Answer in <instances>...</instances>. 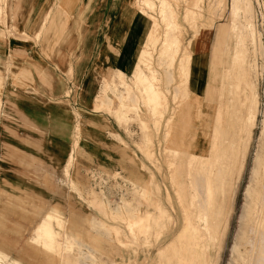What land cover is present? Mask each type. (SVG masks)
I'll use <instances>...</instances> for the list:
<instances>
[{
  "label": "rangeland",
  "instance_id": "1",
  "mask_svg": "<svg viewBox=\"0 0 264 264\" xmlns=\"http://www.w3.org/2000/svg\"><path fill=\"white\" fill-rule=\"evenodd\" d=\"M148 1L150 2L147 8L145 7L147 0H0V35L6 39L7 44L11 39L9 63L13 65L10 72L16 71L17 66L22 67L15 72L14 76L11 72L10 77L11 79L15 76L24 77L27 83L23 87H18L19 96L22 95L23 88L32 90L30 84L34 83L36 74L44 75L50 86L65 83V92L71 97H77L80 92L96 93L104 81L101 92L95 95L94 108L114 114L113 117L118 122L133 124L129 133L136 139L135 148L128 147L125 142L114 148V154L124 157L128 156L125 153L135 155V152H139L141 159H144L141 163L142 170L138 172V175H148L145 184L150 185L153 191L144 195L142 206L143 210L152 212L155 216L151 220L148 231H140L138 237H134L128 230L126 217L116 216L122 201L139 199L138 195L132 196L134 176H124L123 172L110 174L106 172L105 167L95 174L89 171L90 176L93 174V180L89 179L84 183L87 188L94 189L87 193V197H80L76 190L81 195L82 191L76 182L69 180L70 175L68 180L61 175H55L52 176L55 182L51 185L53 189L51 198L56 195L60 202L54 198V200L42 198L40 192L35 189H32L35 195L23 194V196L20 193L15 199L9 195L0 194V264H100L103 261L106 264H115L116 260L119 264H174L162 256L160 251L180 230L181 211L174 202L175 224L172 225L169 218L163 217L158 204H164L171 210L165 187L168 186V189L171 187L167 161L174 151L166 148L169 139L167 117L173 108L177 109L179 106L174 95L180 90L177 86L180 69L179 60H171L164 52L163 24L157 27L149 40L151 27L154 22L158 23L161 19L162 0ZM234 1L223 0V3H227V8L221 10L226 12L223 13L224 16L232 13L235 7ZM193 2H190L189 7ZM126 3L135 11L136 18L146 21V24L141 43L134 50L131 67L120 75L122 88L119 89L110 80L111 77L117 78L116 54L127 36L130 24L135 19L133 15L123 13L122 7ZM252 5L253 15L250 21L244 23L243 14L235 18L236 23L241 26L240 39L237 40L235 49L238 50L242 66L245 62L250 66V78L258 99L259 111L246 155L245 170L239 181L230 229L221 243L220 254L217 253L213 237H210L212 262L219 260L218 264H230L235 257L234 246L241 241L246 229L250 201L248 191L253 187L255 173L260 168V161L264 159V0H252ZM216 19L212 27L207 30L208 32L202 34L200 50L191 52L190 59L183 65L182 74L200 91L204 90L206 78L202 67L204 60L207 59L209 72L215 73L221 71L215 68L217 64L220 63L218 64L220 68L224 59L228 57L225 51L235 20L229 22L226 17H216ZM187 31L186 38L189 39L193 33L190 28ZM241 36L246 38L242 39ZM221 50H224L225 54L220 52ZM145 51L150 54L149 67L144 61ZM173 52L174 50H171L168 54ZM219 52L222 53L220 56ZM214 58L215 62H213ZM194 61H196L195 64H193ZM1 62L2 57H0ZM75 62L80 72L79 77L73 65ZM93 64L94 67L91 70ZM142 70L147 80L140 81V87L137 80L142 77ZM125 75L127 79H124ZM128 76H131L130 79ZM153 76L158 80H153ZM2 77L3 72L0 69V83L3 80ZM213 78L206 79L210 84L211 93L215 85ZM132 81L137 82L138 88L141 89L150 105L149 108L145 106L143 100H139L138 104L132 108H119L118 100L114 102L112 108L101 106L103 97L115 98L116 94L126 93L127 83ZM159 86L165 90L169 100L165 110L160 106L162 96ZM69 106L68 103L67 107ZM203 107L205 111L206 107ZM75 143L76 140L74 145ZM145 148L152 150L151 155L148 152V158L143 151ZM74 154L72 151L69 158V162L74 161V164L69 165L73 171L75 162L79 159ZM86 167L88 166H84V171ZM96 194L104 196L109 201L111 208L109 212L102 213L94 206L95 202L92 203V201ZM194 209L198 214L202 212L198 207ZM144 215L145 212L141 214V216ZM86 218L91 219V224L87 227L94 235L97 234L100 237L98 242L93 243L86 238L74 240L73 236L84 230ZM202 222L205 225L204 218ZM47 228L53 236L55 233L54 239L44 231ZM158 235L169 236L167 241L160 243L157 241ZM45 245L53 253L49 252ZM57 245L61 250L57 248ZM261 255L264 259V254ZM69 258L71 262H68ZM258 264H264V260Z\"/></svg>",
  "mask_w": 264,
  "mask_h": 264
},
{
  "label": "bare ground",
  "instance_id": "2",
  "mask_svg": "<svg viewBox=\"0 0 264 264\" xmlns=\"http://www.w3.org/2000/svg\"><path fill=\"white\" fill-rule=\"evenodd\" d=\"M193 1L189 7L191 0H167L164 8L161 9V19L156 24V28L161 24L164 25L163 28H166L162 35L164 47L167 53L174 50L171 53L174 58L175 53L182 51L183 60L188 61L191 52H198L202 34L208 32L216 17H226L229 22L234 19L235 23L230 30L227 49L225 48L228 57L224 59L220 68H218L220 63H215L217 67L213 65L221 71L209 72L207 59L204 60L202 65L206 77L204 90H197L191 81L183 83L188 91L185 92L184 97L177 98L179 106L177 109L174 108L168 120L169 139L166 148L174 153H171L167 161L171 187L170 189L168 186L165 187V194L170 202L171 210L160 203L158 208L162 210L163 217L169 218L174 225L173 210L174 202H176L181 211L182 225L176 236L166 242L160 254L174 264H218L219 260L212 262L210 237H213L217 253L220 254L221 243L230 229L239 181L245 170L246 155L259 111L258 99L250 78V66L246 62L242 66L238 50L235 49L237 40L240 39L241 29L236 19L243 14V22L250 21L253 5L252 0H235L232 13L224 16L225 11L221 10L227 8V3H223V0ZM146 4L148 8L149 4ZM132 12L133 9L129 5L124 7V14L130 15ZM188 28L193 33L189 39L186 38ZM241 38L246 37L241 36ZM220 52L219 56L222 54ZM19 68L22 69L17 66L16 71ZM16 71H11L13 76ZM26 74L32 75L28 72ZM212 77H214L215 85L211 93L210 84L206 79ZM13 83L18 87L27 84L21 76H15ZM184 104L187 111L182 122ZM203 106L206 107L205 111ZM259 167L255 173V183L248 191L250 201L246 229L241 241L234 246L235 257L230 264H258L264 260L261 255L264 254V159L260 161ZM143 190V199L145 192L153 191L148 184H145ZM141 202L137 199L122 201L119 211L116 212V216L126 217L128 230L134 237H138L140 231H148L151 220L155 218L152 212L143 210ZM92 203L102 213L109 212L111 209L109 201L99 194L94 195ZM195 207L200 208L203 213L198 214ZM143 212L145 215L141 216ZM202 217L205 225H203ZM85 222L84 230L73 236L74 240L86 238L90 242H98L100 237L97 234L94 235L87 227L91 224V219L86 218ZM44 231L53 239L56 236L55 233L53 236L49 228ZM167 237L158 235L157 241L165 242ZM44 247L53 253L47 245ZM57 248L61 250L58 245ZM98 249L100 250L101 246ZM71 258L68 262H71ZM100 264L106 263L103 261ZM115 264H119L117 260Z\"/></svg>",
  "mask_w": 264,
  "mask_h": 264
},
{
  "label": "crops",
  "instance_id": "3",
  "mask_svg": "<svg viewBox=\"0 0 264 264\" xmlns=\"http://www.w3.org/2000/svg\"><path fill=\"white\" fill-rule=\"evenodd\" d=\"M166 1H161L162 8H164ZM149 2L147 0L146 3L149 4ZM128 5L126 3L122 7L123 11L124 7H128ZM130 15H133L135 19L130 24L127 36L116 54L117 78L111 77L110 80L119 89L122 88L120 75L128 67H131L134 50L141 43L146 24V21L136 18L134 10ZM156 24L154 22L153 27H151L149 40L157 30ZM9 42L7 44L6 39L0 35V57H2L0 69L3 72V80L0 83V194H6L15 199L20 193L22 195H35L32 191V189H35L40 192L42 198H48L47 200L55 199L60 202V199L55 197L56 195L53 196L54 199L51 198L53 192L51 185L55 182L52 176L61 175L68 180V175H70L71 178L69 180L76 182V185L82 191L81 195L76 190L78 196L87 197V193L94 188H87L84 181L93 180L92 175L95 172L102 171V168L105 167L106 172L110 174L123 172L124 176H134L131 189L132 196L138 195L139 199L137 201H143L142 191H144L143 188L147 182L148 175H138V172L142 170L141 163L144 159H141L139 152H135V155L125 153L128 156L124 157L114 154V148L123 145L125 142H127L128 147L135 148L136 139L129 133V130L133 128V124L118 122L113 117L114 114L111 115L108 111L94 108L95 95L101 92L105 82L103 81V85L96 93L80 92L77 97H71L70 94L65 92V83L50 86L44 75L36 74L35 77L37 78L33 80V84H30L32 90L28 91L23 88L22 95L19 96L18 86L13 83V78L11 79L10 77V69L13 65V63H9L11 39ZM163 48L164 52L169 55L165 50L166 48L164 46ZM175 54V58L173 54L169 57L171 60H179L180 78L177 86L180 90L175 92L174 95L177 100V98L184 97L185 92L188 91V88L184 87L183 83L188 82L189 79L182 74L183 65L187 62L183 60L184 53L179 51ZM149 58V52L145 51L144 61L148 67L151 65ZM195 63L196 61L193 64ZM73 65L78 76L80 72L76 62ZM93 67L94 64L91 70H93ZM89 72L92 73V71ZM141 75L142 77L137 80L140 87L141 82L146 79L144 70H142ZM125 76L124 79H127V75ZM130 77L128 76L129 79ZM154 79L155 77L153 76ZM155 80L158 79L156 78ZM119 83L121 87L118 85ZM136 84L137 82L135 81L127 83V92L116 94L115 98L103 97L101 106L112 108L114 102L118 100L119 108H132V106L138 104L139 100H143L145 106L149 108V103L141 89L138 88V84ZM159 91L162 96L160 106L165 110L169 100L165 90L160 86ZM110 94L112 95L113 93ZM68 103L69 107H67ZM184 106L185 104L182 109V122L184 121L183 116L187 111ZM173 111L174 108L167 117L168 120ZM75 140L76 143L74 145ZM72 151H74V155L79 157L78 161L75 162L74 171L69 166L74 162H69ZM143 151L148 158V152L150 154L151 149L145 148ZM84 166H88L85 171ZM89 171L93 173L91 174L92 177L89 175ZM96 190L99 189L96 188ZM91 211L96 213L95 210Z\"/></svg>",
  "mask_w": 264,
  "mask_h": 264
}]
</instances>
